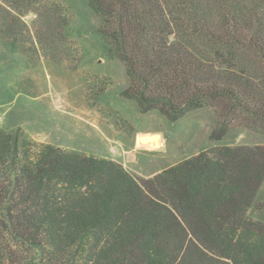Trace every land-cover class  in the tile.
Segmentation results:
<instances>
[{"label": "trees", "instance_id": "obj_1", "mask_svg": "<svg viewBox=\"0 0 264 264\" xmlns=\"http://www.w3.org/2000/svg\"><path fill=\"white\" fill-rule=\"evenodd\" d=\"M89 5L142 113L210 107L213 141L234 122L264 133V0ZM263 181L264 145L138 178L0 128V264H264V223L246 217Z\"/></svg>", "mask_w": 264, "mask_h": 264}, {"label": "rangeland", "instance_id": "obj_2", "mask_svg": "<svg viewBox=\"0 0 264 264\" xmlns=\"http://www.w3.org/2000/svg\"><path fill=\"white\" fill-rule=\"evenodd\" d=\"M89 0H0V128L37 144L113 160L150 178L224 146L264 145V133L234 122L210 139L216 109L172 122L123 96L129 78L101 33ZM157 136L159 147L140 138ZM139 145V146H138ZM264 181L246 217L264 223Z\"/></svg>", "mask_w": 264, "mask_h": 264}, {"label": "bare ground", "instance_id": "obj_3", "mask_svg": "<svg viewBox=\"0 0 264 264\" xmlns=\"http://www.w3.org/2000/svg\"><path fill=\"white\" fill-rule=\"evenodd\" d=\"M139 143H142V145L146 146H152L153 147H159L160 146V141L157 136H147L145 138H140ZM139 146V145H138Z\"/></svg>", "mask_w": 264, "mask_h": 264}]
</instances>
